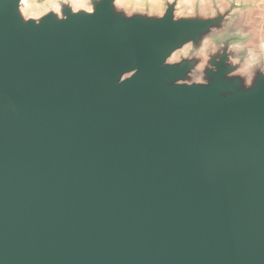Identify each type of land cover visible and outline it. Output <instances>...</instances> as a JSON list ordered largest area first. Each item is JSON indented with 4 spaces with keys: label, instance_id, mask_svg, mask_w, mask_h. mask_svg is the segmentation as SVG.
<instances>
[{
    "label": "water",
    "instance_id": "95a60500",
    "mask_svg": "<svg viewBox=\"0 0 264 264\" xmlns=\"http://www.w3.org/2000/svg\"><path fill=\"white\" fill-rule=\"evenodd\" d=\"M254 0H0V264H264Z\"/></svg>",
    "mask_w": 264,
    "mask_h": 264
},
{
    "label": "rangeland",
    "instance_id": "374dc122",
    "mask_svg": "<svg viewBox=\"0 0 264 264\" xmlns=\"http://www.w3.org/2000/svg\"><path fill=\"white\" fill-rule=\"evenodd\" d=\"M57 0H26L28 12L32 15L39 14L50 6H54ZM77 4L84 3V0H73ZM219 3L224 4L225 0H216ZM259 3V8L255 9L246 18L248 22L253 23L256 26H262L264 24V0H254ZM122 3L132 5H143L149 3L154 7L159 6V0H121ZM195 2H198L203 10L210 7L211 0H182V7L186 10H192ZM262 48H264V40L261 42Z\"/></svg>",
    "mask_w": 264,
    "mask_h": 264
}]
</instances>
